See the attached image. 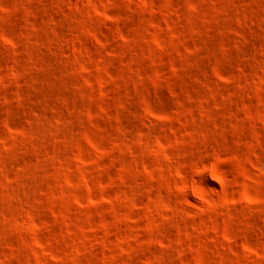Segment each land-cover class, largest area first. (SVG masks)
Here are the masks:
<instances>
[{
  "label": "rangeland",
  "instance_id": "1",
  "mask_svg": "<svg viewBox=\"0 0 264 264\" xmlns=\"http://www.w3.org/2000/svg\"><path fill=\"white\" fill-rule=\"evenodd\" d=\"M0 264H264V0H0Z\"/></svg>",
  "mask_w": 264,
  "mask_h": 264
},
{
  "label": "bare ground",
  "instance_id": "2",
  "mask_svg": "<svg viewBox=\"0 0 264 264\" xmlns=\"http://www.w3.org/2000/svg\"><path fill=\"white\" fill-rule=\"evenodd\" d=\"M194 180V179H193ZM191 182H192V180H191Z\"/></svg>",
  "mask_w": 264,
  "mask_h": 264
}]
</instances>
